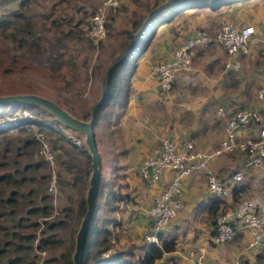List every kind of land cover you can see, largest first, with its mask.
I'll list each match as a JSON object with an SVG mask.
<instances>
[{
  "label": "crops",
  "instance_id": "obj_1",
  "mask_svg": "<svg viewBox=\"0 0 264 264\" xmlns=\"http://www.w3.org/2000/svg\"><path fill=\"white\" fill-rule=\"evenodd\" d=\"M11 1L15 7L21 2ZM184 1L124 0L131 16L127 27L141 17V39L149 32L127 73V102L120 110L108 150L113 165L111 172L117 181L113 188L117 193L114 208L107 216L111 224H116V231L119 226V244H130L132 254L137 250L142 253L144 235L150 227L149 209L154 197L172 176L171 172L165 171L159 178L151 179L140 173L143 161L162 139L179 141L191 136L197 140L199 149L209 152L224 136L229 112L238 106L253 108L261 115L259 125L239 130L238 138L258 136L259 129L264 128V100L257 96L258 89L264 86V63L257 56V41L264 39V0H236L215 8L209 5L180 7L173 12L166 10L158 24L152 22L146 27L150 19L144 24L153 11L166 3L177 2L181 6ZM220 20L239 26L252 24L255 28L250 51L239 58V68H225L227 55L220 46L197 45L192 53L191 68L173 85L168 95L163 94L150 73V64L154 60H170L178 44L193 36L199 28L214 31ZM135 93L139 95L138 99L133 97ZM220 108L224 109V114L218 112ZM244 160L243 153L235 152L213 156L207 164V169L222 178H228L238 169L244 172L237 199L232 196L233 187L224 198L229 209L250 199L264 197V162L248 169L244 167ZM205 175L202 170L181 177L179 197L182 206L166 228L175 236L176 247L156 264H191L190 251L204 264H233L235 260L264 264V240L257 246L250 245L248 231L240 232L219 246L210 241L214 217ZM120 238L124 239L121 241ZM117 248L124 250L120 246Z\"/></svg>",
  "mask_w": 264,
  "mask_h": 264
},
{
  "label": "rangeland",
  "instance_id": "obj_2",
  "mask_svg": "<svg viewBox=\"0 0 264 264\" xmlns=\"http://www.w3.org/2000/svg\"><path fill=\"white\" fill-rule=\"evenodd\" d=\"M20 1L15 7L11 0H0V22L6 24L0 26V95L41 94L87 119L103 92L109 67L118 61L122 51V31L132 27H127L131 19L129 8L124 0H119V6L106 17L105 37L94 45L87 34L88 22L102 0ZM115 18L119 19L115 22ZM148 34L119 68L123 76L133 67ZM60 58L67 63L51 69L54 60ZM5 107H0V125H5L0 131V199L12 196L13 201L0 200V264H37L41 260L43 264H62V254L67 251L71 262L84 214L78 211L79 201L85 198L91 170L90 157L80 152L86 147L74 142L81 138L79 134L64 127L42 107L36 106L45 111L39 115L29 109L11 112V106ZM23 119L32 122L22 123ZM34 119L44 120L52 130L39 127ZM96 138L101 158L100 181L107 183L106 192L117 184L108 156L112 144L108 128L99 124ZM100 201L104 203L105 196ZM43 204L51 206L47 217L29 212ZM102 209L101 213L109 214V207ZM58 220L63 224L48 228L49 222ZM19 233L34 237H20ZM47 235H52L54 241L41 243L40 239ZM114 244L127 253L133 249L116 240ZM201 262L204 264L202 259Z\"/></svg>",
  "mask_w": 264,
  "mask_h": 264
},
{
  "label": "built area",
  "instance_id": "obj_3",
  "mask_svg": "<svg viewBox=\"0 0 264 264\" xmlns=\"http://www.w3.org/2000/svg\"><path fill=\"white\" fill-rule=\"evenodd\" d=\"M118 6L119 0H102L90 16L87 34L94 45L105 37L106 17ZM254 33L255 28L252 24L239 26L228 20H220L217 28L212 32L199 28L193 36L173 49L170 60H154L150 64V73L158 81L161 92L168 95L177 79L191 68L193 50L200 44L220 46L227 55L225 68L237 70L240 66L239 58L250 51ZM257 56L264 63V39L262 38L257 41ZM257 96L264 100V86L258 89ZM133 97L138 99L139 95L135 93ZM218 112L224 114V109L220 108ZM260 122L261 115L257 110L238 106L229 112L224 136L209 152L199 149L197 140L191 136L179 141L164 138L159 142L143 161L140 173L151 179L159 178L165 171L171 172L172 176L154 197L149 209L150 227L144 235L147 243L159 242L160 234L166 231L169 222L181 208L182 200L179 193L182 176L204 170L209 195L225 198L229 195L231 187L240 186L244 172L238 169L228 178L219 177L207 169L211 157L240 152L245 156L244 167L251 169L263 164L264 128L259 129L258 136L238 138L239 130L251 125H259ZM74 142L81 143V138L74 139ZM48 158H51L50 155ZM213 222V233L210 237L212 243L220 244L232 239L240 232L248 231L251 236L250 245L257 246L264 240V197L250 199L235 209H222L216 213ZM194 255L193 251L189 252L190 263L203 264ZM37 264H43V261ZM233 264L245 263L235 260Z\"/></svg>",
  "mask_w": 264,
  "mask_h": 264
},
{
  "label": "trees",
  "instance_id": "obj_4",
  "mask_svg": "<svg viewBox=\"0 0 264 264\" xmlns=\"http://www.w3.org/2000/svg\"><path fill=\"white\" fill-rule=\"evenodd\" d=\"M236 0H185L182 3L181 6H179V3H166L162 7L158 8L154 14L151 16L149 22L147 23L146 27H148L152 22L155 24H158L161 22V18L164 14V12L167 11H175L178 10L180 7H191V6H200V5H209L211 8H215L219 5L230 3ZM23 3V1H22ZM178 5V6H177ZM113 12L110 11L108 15ZM107 15V16H108ZM142 18H137L135 21L132 22V27L130 29L123 30L124 34V42L122 46V51L120 55L118 56L117 60H119L123 53L125 52L127 45L131 40L135 38V33L139 30V28L142 25ZM3 22V21H2ZM0 22V26H4L6 24H2ZM106 31H107V26H108V21L106 20ZM145 27V28H146ZM79 32V31H78ZM142 36V35H141ZM141 37L137 40V42L134 44V46L131 49V53L135 50L137 47L138 42H140ZM59 54H56L55 56H59ZM129 59V58H128ZM128 59H125L121 61L118 66L113 70L111 74V82H110V92L101 106L98 116H97V123L102 124L105 128H108L110 137L112 136V133L115 130V126L118 123V116L121 113V109L126 105L127 102V97H128V88H129V82H128V74H125V76L122 75L121 66L124 63L128 62ZM262 62V61H260ZM64 63H67V61L63 60V58L55 59L54 63L51 64V69L57 70L61 66H63ZM128 73V72H127ZM105 83V79H104ZM95 104V103H94ZM5 106H11V112L15 110H23V109H29L30 111L34 112L35 114H44L45 111L40 110L36 108V106L33 105H28V104H20V103H14L10 105H4L1 104L0 107L6 108ZM27 122H32V120L27 121L26 119H23L22 123ZM35 124H37L39 127H45L48 130H52V127L44 120H39V119H34ZM13 126V125H12ZM22 126H20L21 128ZM4 127L0 125V131H3ZM95 139H96V144H97V138L95 134ZM80 148V147H79ZM80 152L85 154L87 158L89 156L87 155L86 151L83 148H80ZM89 168V159L87 160L85 169L87 170ZM232 171L230 175L233 173ZM105 185H107L106 182L100 181V188H99V193L98 197L96 200L95 204V209H94V214L93 218L91 221L90 228L88 230L87 236H86V242H85V247H84V257H83V264H156L158 260H160L164 254L171 252L175 249L176 247V238L174 235L170 234L168 231H165L160 234L159 237V242L158 243H147L144 240V245L142 248V253L136 255L132 254L130 252L127 253L125 250H120L119 248L115 247V240L118 241L117 237V231H114L115 229H111L109 226L110 223V218L107 215H104V209H102L104 206L109 207V210H113L114 206L113 204L115 203V196L116 190L113 188H108L105 192ZM241 186L233 187L232 188V196L234 200L237 199L238 197V192L241 191ZM105 196V202L100 201V197ZM211 199V213L213 214V217L216 215V213L222 209L228 208L227 203L224 201V198H219V197H210ZM1 201H13V197H9L5 200L0 199ZM101 209L103 210V213H101ZM86 210V203L85 199L81 198L79 201V207L78 211L80 214H83L84 211ZM30 213H34L37 216L40 217H47L50 215L51 212V206L47 204L43 205H36L35 207H32L29 209ZM214 219V218H213ZM45 221H43L44 223ZM213 220H212V225H213ZM38 224V223H36ZM63 224L62 220L58 221H53L49 222L47 225L48 228L54 229L55 227H58ZM112 226H116V224H111ZM20 237L28 238L31 239L34 236L31 235H23L19 233ZM41 243H48V242H53L54 240L52 239V235H47L42 237L40 239ZM8 242V241H7ZM20 247V245H18ZM3 249V248H2ZM2 249L0 248V252H2ZM13 262V261H11ZM10 262V263H11ZM62 264H71L70 262V252H65L62 254Z\"/></svg>",
  "mask_w": 264,
  "mask_h": 264
},
{
  "label": "water",
  "instance_id": "obj_5",
  "mask_svg": "<svg viewBox=\"0 0 264 264\" xmlns=\"http://www.w3.org/2000/svg\"><path fill=\"white\" fill-rule=\"evenodd\" d=\"M154 12L155 11H153L152 14ZM150 17L151 16L144 20V24H146ZM141 34L142 29H139L135 33V38L131 40L128 44L122 57L109 67L105 78L103 92L98 101L92 106L90 115L87 119L77 117L72 112L61 106L57 101L41 94L27 92L0 95V105L20 103L42 107L43 109L47 110L64 127L79 134L81 136L82 144L86 147V151L90 157L91 170L88 178V187L86 195L84 198L86 203V210L84 211L79 229L76 234L75 247L71 255L72 264H83L86 236L91 225L95 204L100 188L101 158L95 139V129L98 125L97 116L101 106L109 95L111 82L110 78L113 70L118 66L121 61L130 57L131 49L137 42Z\"/></svg>",
  "mask_w": 264,
  "mask_h": 264
}]
</instances>
